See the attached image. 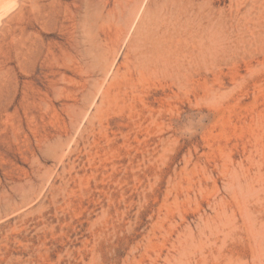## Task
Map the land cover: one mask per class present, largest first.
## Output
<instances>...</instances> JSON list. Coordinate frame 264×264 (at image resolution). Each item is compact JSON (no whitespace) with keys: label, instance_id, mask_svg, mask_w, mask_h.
Segmentation results:
<instances>
[{"label":"rangeland","instance_id":"374dc122","mask_svg":"<svg viewBox=\"0 0 264 264\" xmlns=\"http://www.w3.org/2000/svg\"><path fill=\"white\" fill-rule=\"evenodd\" d=\"M35 6L37 63L4 93L0 264H264V0Z\"/></svg>","mask_w":264,"mask_h":264},{"label":"bare ground","instance_id":"6f19581e","mask_svg":"<svg viewBox=\"0 0 264 264\" xmlns=\"http://www.w3.org/2000/svg\"><path fill=\"white\" fill-rule=\"evenodd\" d=\"M35 9V0H0V141H7V137L5 136V132L7 130V123L9 118L13 115L10 112L12 103L4 95L5 92H10L11 90L8 88L9 86L7 87L6 83L11 75V72L14 70L12 64L15 60L20 63H29L31 61L37 63L39 46L36 44V41L32 40V37L29 34V30L32 27V24L22 26L24 20L29 17H34V20L39 22V17L34 14ZM85 10L84 11L87 13L90 11H88V8H86ZM94 14L98 13L95 12ZM79 15L80 13H78L77 16ZM96 16L94 19L96 21H99L97 20ZM169 22L170 20L168 18V14H164V16L160 20V24L154 26L155 28L151 32H148L147 43H150L151 45L156 47H158L159 44H163V42L165 41ZM141 53L142 56L140 58L148 60L150 58V56L148 55L152 52L146 50V52L141 51Z\"/></svg>","mask_w":264,"mask_h":264}]
</instances>
